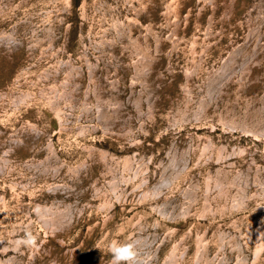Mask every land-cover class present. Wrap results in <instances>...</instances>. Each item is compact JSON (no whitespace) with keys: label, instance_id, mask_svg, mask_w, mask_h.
Wrapping results in <instances>:
<instances>
[{"label":"rangeland","instance_id":"1","mask_svg":"<svg viewBox=\"0 0 264 264\" xmlns=\"http://www.w3.org/2000/svg\"><path fill=\"white\" fill-rule=\"evenodd\" d=\"M70 1V4L67 5V2L64 0H17L14 5L7 6L4 4V6L0 8V33H3L6 31L10 32L11 28L15 27L17 23L21 24L29 18L32 21L35 20L36 24L38 22L43 23L44 16L52 13L56 14L65 6L64 4L68 6V8L63 9L60 13L65 16L64 20L56 24L57 33L63 30V28L65 29L63 33L64 37L60 35L58 41H56L57 46H62L63 48L59 51L57 49L58 52L56 56H54V58L52 57L50 61L48 59L50 56L49 54L45 56L42 55L44 51V49H42V44L39 46V49H36V56H28L27 45L24 48L22 47L18 53L15 52L14 58H9L5 51H2L0 55V96L2 97L1 101L3 100L2 102L0 101V129L7 135L12 133L18 135L21 129L26 126L29 127L32 122L41 129L42 137L41 142L36 145L38 150L35 153L31 151L32 155L30 153H24L22 149L12 152L13 162H11V164L14 163L12 164L14 166L7 168L8 171L4 169L3 174L0 173V261L10 263L9 259L13 257L12 262L14 264H28L29 262V264H116L117 261L115 259L114 250L122 249V254L129 256L130 259L127 261L121 260L119 263L117 262V264H132L135 262L134 252L136 248L141 249L146 258L150 257V254H146L147 249L150 248L153 256L147 261L152 264H166L168 257H170L174 251H176V261L174 264H199L201 262V264H219V260L223 256H226L224 264H239V259H242V256L241 258L238 257L243 255V253L248 257V264H264V246L260 251H258L257 248V243L261 240V238L258 239L257 231L259 228H264V199H262L264 197V190L253 176V179L248 185L247 196L243 204L246 206L240 203L234 204L233 200V197L238 192L234 177L238 174L239 170L245 169L247 171L251 163V165L253 164L252 167H255V173L260 166L264 172V139H256L255 137L246 135L242 129L230 128L220 123L222 113H224L225 116L231 113H245L249 103L258 106L259 104L261 105L262 99L264 98V44L261 45V43H259H264V0H177V9H169L167 6L168 0H160L156 8L154 7L156 4L153 6L154 8L152 7L153 10L151 11L155 15L154 22L156 26L163 31L165 36L164 47L161 54L162 64L159 68L164 72L165 79L167 80H164L162 84V87H165V89L162 88L158 95L159 97L157 96L159 99H157L158 104L156 103V107L158 106V108L151 114L152 116L146 115L148 119L151 117L153 120L151 119L150 121V119L147 120V118H144V120L141 121L140 115L137 114L136 125L138 126H136L137 129L134 128L136 129L134 133H137L136 136H138L136 138L140 137L139 139L142 141L139 143V146H137L138 143L134 142L136 139L133 140L132 137H111V135H107L103 133V131L98 132L99 130L93 131L89 129L84 133H80L75 123L80 124L81 122L88 121L85 119L84 115V102L81 104L80 98V101H78L81 106L76 104L74 109H72L74 116L71 115L68 122H63V125H65V123L67 125L70 124L69 126L71 128L64 129L62 127V122L52 109V106H50L48 101L40 97V92L45 87L43 85L48 82L40 78L42 74H45V69L55 64L54 61L59 56L65 58L72 56L76 60H80L84 48V40L87 39L89 45H91V37L95 39V36L97 37L98 33L102 30L101 25L106 23L103 20L104 13L102 11L105 7H107L105 14L109 13L113 6L116 11L120 12V15L126 19L135 14L129 0ZM134 1L139 3V0H131V3ZM171 1L174 3V0ZM150 2L152 3L153 1ZM109 19H111V17H109ZM176 19H178L176 22L178 27L175 30L172 26ZM54 20L60 19H57V16H55ZM142 21L146 24L149 22L145 17L142 18ZM170 26L172 29H170ZM85 31L87 32L85 33ZM136 31L138 32V30ZM252 31H257V34H261L258 43L262 48L261 46L259 47L258 44H256V48H261L263 50V52L262 50L258 52L255 59L258 65L250 74L251 77L254 76L255 85L253 84V87L249 85L245 90H242L240 85L241 81L234 79V75L228 76L226 78V85L223 87L228 88L216 94L215 99L211 101L212 105L219 100V106L216 105L212 107L205 115L206 118L196 119L195 112L193 109L192 111L190 109L189 114H191V116L179 114L177 119L181 120L175 122L174 113L178 115L179 111L183 110V108V111L186 112L191 106L192 108L194 107L190 100V93H187L185 90V86L189 80V76L185 69L188 68L193 71L196 67L194 75L196 86L200 85L207 88L209 76L215 72V69L223 66V58L225 59V57L233 52L238 45L244 43ZM23 38L24 42L28 43L25 35ZM91 49L92 52H96L93 47H91ZM53 50L54 49H52V51ZM51 61H53V63H50ZM172 62L174 64L175 73H171L167 67L169 63L172 64ZM214 67L216 68L214 69ZM211 71L213 72L212 74L210 73ZM130 72H124V77H126L127 82L129 81L128 90H130V80L132 78ZM84 83H86V81H84ZM180 85H183L181 86L183 89ZM49 87L50 86H46V89H49ZM125 90H127V87ZM26 92H31L30 96L27 97V103L21 102L20 105L17 106L12 102L13 95L11 94L21 95L22 93L27 94ZM195 92L198 93L197 90ZM186 93L189 99L186 97ZM198 95H201L200 92ZM187 100H190V104ZM234 102L236 104H234ZM171 110L172 115L170 114ZM212 110L214 114H212ZM170 119H172V121ZM144 123L147 125H144ZM212 124L215 127H213ZM141 126L144 128L143 130ZM145 128L148 129L146 130ZM230 131H232V133ZM102 133L103 136H101ZM20 136L23 137L24 132H22ZM174 136L177 137L175 138ZM120 137L122 139H120ZM173 138L175 142L178 141L180 142L179 144L182 143L180 145L182 148H184L187 143L189 144L191 142V152L188 151L189 148L187 150L188 163L181 170L179 175L172 178L173 180L169 185L162 186L163 190L161 194L155 195V186L159 185V180L164 170L162 167L163 165L160 163H162V159L167 157L166 154L169 146L175 143L173 142ZM50 142H54L56 151L59 153L62 161L66 163L62 168L64 174H61L63 170L59 173L60 175H56L54 172L51 178H49V175L43 176V174L37 170L32 171L25 165L27 160L36 159L38 161V159H45L47 156V147ZM169 142L170 145H168ZM216 143L218 145H215ZM2 144L3 142L0 144V157L3 155V148H5L6 142L4 141V146ZM92 145L97 148H106V150L116 153L119 157L116 155L115 159H118V161H114V159L111 158V162H107L106 158L103 157L98 149L96 151L97 155L95 154L97 159L95 158V160V156H90L87 149L88 146ZM195 145H197V147ZM223 145L226 146L227 150L231 148L230 151L226 152L227 150L225 149L224 154V152L221 151ZM241 147H243V149H241ZM200 149L203 150L201 151ZM236 149L237 152L235 151ZM242 150L245 152L244 154H242ZM214 151L216 153L213 156ZM142 152L144 155L141 154ZM230 154H232V157H230ZM218 155H220L219 158ZM38 156L40 158H38ZM136 156H138L137 158L139 160L135 159ZM144 156L145 159H147L145 163L148 165H142V167H146H143L145 170L139 176L138 171L136 169L134 170V168L138 164L137 162H140V160L142 161V159L144 160ZM252 156H255L257 160L251 161L253 160ZM132 159L133 161L130 162ZM121 160L123 163H121ZM84 162L89 163L88 168L91 170H89V173L88 171L84 172L83 178L68 171V165L77 167ZM224 162L228 165L226 163L224 164ZM254 162L257 164L254 165ZM235 164L237 166H235ZM233 165L235 167H233ZM217 166L218 168L216 169ZM219 167L230 169L231 173L228 171L229 174L225 184L226 188L222 187L223 191L227 189L225 191L228 194H226V192L223 194L222 190L220 192V187L216 183L215 179L218 175ZM234 168H236V170ZM84 169L86 170V167ZM16 170H18V175ZM146 174H150V177ZM61 175L64 176L62 177ZM95 176L98 179H96ZM143 176L146 180L141 183L144 180ZM73 178L74 180H72ZM194 179H197L198 186L190 211L177 214L175 218L172 219L157 208L162 206L165 201L170 198L169 196L175 199H180L182 197V200H184V190L189 187ZM55 180L61 183L67 182L73 187L63 192H55L52 186ZM229 180L231 183L228 182ZM114 181V188H116V190H113L109 184V182ZM96 184L99 189L96 188ZM253 184H257L260 187L257 185L254 186ZM255 188H257V190ZM203 189L204 193L202 192ZM61 194L62 196H60ZM200 194L201 196L203 195L201 198ZM220 195L222 197H220ZM166 196L168 198H166ZM101 197H103V199ZM207 197H209L208 199L211 201H209ZM212 197H217L215 200H218V198L219 200L216 202ZM253 197H255V199ZM67 199L68 202L72 200V203L76 205L73 219L62 231L53 233L44 225L39 217L37 212L38 204H49L48 206L58 208V205H67L64 203L67 202ZM107 204L109 205L107 206ZM71 224H73V226ZM233 231H235V233ZM222 232L231 235L225 247H221L220 245V234ZM199 236L205 237L207 241L204 253L205 257L204 260H200V262L197 260L198 247L200 245ZM262 238H264V236ZM138 239L142 240L143 243L149 242L150 244L136 246ZM29 240H32L34 243L36 242V246ZM61 241L63 243H61ZM51 246H53V248H51ZM19 248H21V250ZM237 253H239V255ZM21 257L23 258L21 259Z\"/></svg>","mask_w":264,"mask_h":264},{"label":"bare ground","instance_id":"2","mask_svg":"<svg viewBox=\"0 0 264 264\" xmlns=\"http://www.w3.org/2000/svg\"><path fill=\"white\" fill-rule=\"evenodd\" d=\"M64 1L67 2V5H69L71 2L70 0H64ZM150 1H153V2L151 3ZM15 2H17V0H0V8L2 6H4V4H6L7 6L12 5V4L14 5ZM158 2H160V0H139V3H136L135 1L133 3H131V0H129V3L132 6V10L135 12V14L132 17H128L127 19L123 18L120 15V12L116 11V9L113 6L111 7L112 10L109 11V13L105 14V12L107 10V7H105L102 11L104 13L103 20L106 23L101 25L102 30L98 33L97 37L95 36V39H93L91 37V40H92L90 43L91 45H89V42L87 39L84 40V44H83L84 48H83V52H82V56H81L80 60L79 59L76 60L72 56H68L66 58L59 56L55 59V61H54L55 64H53L51 67L45 69V74H42L40 76V78H42L44 81H48V82L45 83V85H43L45 87L42 89V91L40 90L41 95L40 94L39 95L44 100L49 102L50 106H52V109L57 114L59 120L62 122V125L64 124L63 122L69 121V117L71 115L74 116V113L72 111V109H74V106H76V104H79L81 106L82 102H84L83 103L84 104V107H83L84 108V115H85V119H87L88 121L81 122L80 124L79 123L77 124L74 122L78 126L80 133H84L87 129L93 130V131L99 130L98 132L103 131V133H105L107 135H111V137L112 136H124V137H128V138L132 137L133 140L136 139L134 141L135 143H138V145L137 144L136 145L137 146L140 145L139 143L142 141L139 139L140 137L136 138L138 135L136 136L137 133H134V131H136V129H137L136 126H138V125H136L137 114L140 115V116L139 115L138 116L141 117V121H143L144 118H147V116H149V115L152 116L151 114H153V112L156 111V108H158V106L156 107V105L158 104L157 99H159V98H157V96L159 95L162 88L165 89V87H162V84L164 83V80H167V79H165L164 72L159 68L160 65L162 64L161 54H162V50L164 47L165 36L163 34V31H161L156 26V23L154 22L155 15L151 11V10H153L152 7L155 4L156 5L154 7L155 8L157 7ZM171 2H172L171 0H168V2H167L168 8L169 9H174V8L177 9V6H178L177 0H174V3L173 2L171 3ZM174 4H176V5H174ZM64 5L65 6H63L59 10V12H57L56 14L52 13V14L44 16L43 23L38 22L36 24L35 20L32 21L29 18L21 24L17 23V25L15 27L11 28L10 32H7V31L3 32V33L1 32L0 33V55L2 54V51H5L6 55L9 58H14V53L15 52L18 53L22 49V47L24 48L27 45L28 54H29L28 56H36L37 55L36 49L37 48L39 49V46L42 44L43 45L42 49H44L42 55L45 56V55L49 54L50 55L48 58L49 61L52 57L54 58V56H56L57 52L59 50H61V48H63L60 45H59L60 47H58L56 44V41H58V38L60 37V35L62 37H64L63 33H64L65 29L63 28V30H60V32L57 33L56 32L57 31L56 24H57V22L64 20L65 16L60 14L63 9L68 8V6H66V4H64ZM55 16H57V19H60V20H54ZM109 17H111L112 21H111V19H109ZM143 17L148 19L149 22L147 24L142 21ZM177 21H178V19L174 20V23L172 26L175 30L178 27L176 25ZM172 27L170 26V29H172ZM136 30H138V32ZM86 32L87 31H85V33ZM137 34H138V36H137ZM24 35L27 37L28 43L24 42V38H23ZM83 36H85V35H83ZM259 38H261V34L260 33L257 34V31H252L244 43L238 45L234 49V51L231 52L228 56L225 57V54H224L225 59L223 58V60H224L223 64H222L223 66H220L219 68L217 67L218 69H215L216 67H214L215 72L214 73L212 71L210 72L211 74L212 73L213 74L211 76H209L207 88L205 86H200L199 84H198L199 86H196L195 78H194V75L196 72V67L193 71L186 68L185 70L189 76L188 77L189 80L185 86V90L187 93H190V100L192 101V103H193L192 105L194 107L192 108V106L189 105L190 100H187V101H189V104H187V105H189L191 107L188 108L189 110L188 111L186 110V112L183 111L184 108L182 107L183 110H180L178 115L174 113L173 116L175 115V122L178 120H181V119H177V116L179 117V114H182L184 116H186V115L191 116V114H189L190 109H191V111L193 109V111L195 112V118L196 119L206 118L205 115L209 112V110L212 107H215L216 105L219 106V100H217V103H213L212 105H211V101H213L215 99L216 94H219V92L228 88V87L223 88L226 85V78L228 76L234 75V79H238L239 81H241L240 85H241L242 90H245V88L249 85L251 87H253L255 85L254 84L255 79H254V76L251 77L250 74H251V71L253 69H255L256 66L258 65L257 64L258 62L255 59H256L258 52H260V50H262L261 45L264 44L263 42H259V43H261V45H259V43H258ZM256 44H258L259 47L261 46V48H256ZM91 47H93L95 49V51H96L95 53L92 52ZM52 49H54V50L52 51ZM57 49H58V51H57ZM46 50H48V51H46ZM262 52H263V50H262ZM198 55H199V53H198ZM197 60H198V58H197ZM47 62H48V60H47ZM50 63H53V61H51ZM40 64H42V63H40ZM218 65H220V64H218ZM167 67L171 73H175L173 62H172V64L169 63V65ZM26 72H28V71H26ZM124 72H130L132 74V78L130 80V82H131L130 90L131 91L128 90V88H129L128 82L129 81L127 82L126 77H124ZM84 81H86V83H84ZM46 86H50L49 89H46ZM181 86H183V85H180V87ZM126 87H127V90H125ZM232 89H233V87H232ZM196 90L198 91V93L200 92L201 95H198V93L195 92ZM26 93L27 94L22 93L21 95L11 94V95H13L12 102L14 104H16L17 106H19L21 102L27 103V101H26L28 99L27 97L30 96L31 92H26ZM187 93H186V97H187ZM186 97H185V99H186ZM222 97H223V95H222ZM79 98L81 99V102H80L81 104L79 103V101H80ZM1 99H2V97L0 96V101H1ZM223 100H225V99H223ZM234 104H236V103L234 102ZM211 112H213V110ZM218 112H219V110H218ZM171 113H172V110H171L170 114ZM212 114H214V112ZM76 115H77V113H76ZM212 117H213V115H212ZM188 118H190V117H188ZM149 119L151 121L152 118L149 117ZM149 119L147 118V120H149ZM185 119H187V118H185ZM170 120L172 121V119H170ZM190 120H192V119H190ZM220 121H221L220 123H222L223 125H227L230 128H234V129H242L246 133V135L255 137L256 139H259V140H261V139L263 140L264 139V98L262 99L261 105L259 104L258 106H255L253 103H249V105L246 107L245 113H243V112L240 114H237V113L232 114L231 113L230 115L228 114L227 116H225V114L222 113ZM69 125H67L65 123V125H63L62 127L64 129H70L71 127ZM144 125H147V124L144 123ZM142 127L143 126H141V129L143 130L144 128H142ZM213 127H215V126L213 125ZM134 128H136V129H134ZM72 129H73V127H72ZM170 131H172V130H170ZM232 131H234V130H232ZM232 131H230V132L232 133ZM22 132H24L23 137L20 136V134ZM75 132H76V130H75ZM65 133H67V132H65ZM103 133L101 136H103ZM106 137H108V136H106ZM188 138H190V137H188ZM120 139H122V138L120 137ZM41 140H42L41 129L39 127H37L35 124H33L32 122L29 125V127L26 126L23 129H21V131L18 133V135H15V133L7 135L0 129V144H1V142H3V144H4V141L6 142L5 148H3V155L0 157V173L3 174L4 169L7 170V168L14 166V165H12L14 163L11 164V162H13L12 161L13 157L11 155L12 152H15L17 150L20 151L19 149H22V150H24V153L26 152L27 154L28 153L31 154V151H33L32 153H35L38 150L36 145L39 144L41 142ZM110 140H112V139H110ZM173 142H175L174 138H173ZM179 143L180 142L177 141L173 144L171 143L172 145H170V142H169L168 145H170V146L168 148L169 150L167 149V151H168L166 154L167 157L162 159V163L159 162L160 164L163 165L162 167L164 168V170L161 174V178L159 180V185L155 186V189H154L155 195L161 194L162 190H163L162 186L169 185L173 180L172 178L174 176L179 175L181 170L188 163V155H187L188 152H187V150L189 148L188 151H190V148H192L191 142L189 144L185 143L186 146L184 148H182V146H180L182 143L181 144H179ZM194 144H196V143H194ZM194 144H192V145H194ZM132 145H133V143H132ZM215 145H218V144L216 143ZM195 146L197 147V145H195ZM211 146H212V144H211ZM35 147H36V149H35ZM196 147H193V148H196ZM215 147H217V146H215ZM244 147H246V146H244ZM202 148H204V147H202ZM212 148H213V146H212ZM87 149H88L90 156H95L96 151L98 149L101 152V154L103 155V157L106 158L107 162L112 160L111 158H113L114 161L115 160L118 161V159H115L116 158L115 156L117 154L114 152L112 153L109 150H106V148L105 149L97 148L96 146L92 145V146H88ZM225 149L227 150L226 146L223 145L221 151L224 152ZM230 149H228L226 152H229ZM241 149H243V147H241ZM241 149H240V151H241ZM235 151L237 152V149ZM245 151H246V149H245ZM1 152H2V150H1ZM205 152H207V151H205ZM242 152H243V150H242ZM215 153L216 152L214 151L213 156ZM244 153L245 152H243L242 154H244ZM141 154L144 155L143 152ZM153 154H154V151H153ZM224 154H225V152H224ZM146 155H148V154H146ZM149 155H151V154H149ZM211 155H212V152H211ZM230 155H231L230 157H232V154H230ZM128 156H130V155H128ZM219 156L220 155H218V158H219ZM240 156H241V154H240ZM97 157H99V156H97ZM123 157H124V155H123ZM131 157H128V158H131ZM137 157L138 156H136L135 159L139 160ZM221 157H223V156H221ZM226 157H227V154H226ZM237 157H239V156H237ZM38 158H40V157L38 156ZM91 158H93V157H91ZM95 158H96V156L94 157V159ZM218 158H217V161H218ZM149 159H151V158H149ZM255 159L256 158L254 156L253 160H251V161H254ZM14 161H16V160H14ZM131 161H133V159L130 160V162ZM145 161H147V159H145V156H144V160L142 159V161L140 160V162L136 161L138 164L136 165L134 170L136 169L138 171L139 176L145 170V168H143V167H146V166L142 167V165L143 164L148 165L145 163ZM149 161H151V160H149ZM22 162H24V161H22ZM87 162L82 163V165L80 164V166L75 165L77 167H74L73 165L72 166L68 165L67 166L68 171H71L76 176L83 178L82 176H83L84 172L88 171V173H89V170H91L88 168L89 163H87ZM100 162H101V160H100ZM121 163H123V161ZM225 163L226 162H224V164ZM256 164L254 162V165H256ZM25 165H26V167H28L32 171L37 170L40 173H42L43 176L49 175L50 176L49 178H51L52 175L54 174V172L56 175H58L63 170L62 168L66 165V163H64L62 161V159L60 158L59 153L56 151L54 142H50L48 144V147H47V156L45 159H38V161L36 159L27 160L25 162ZM25 165H23V166H25ZM112 165H113V163H112ZM252 165L250 163V166L249 167L247 166L248 167L247 171L245 169L243 170L240 167L242 170H239L240 169L239 168L238 169L239 172L237 171L238 174L235 177L232 176V177H234V182H235V185L237 186V189H238L237 194L233 197L234 204L240 203L243 205L245 203V197L247 196L246 195L247 194V188H248V185L250 184L251 180L253 179V176H254L255 180L258 182V184H260L262 186V189L264 190V186H263V184H264V180H263L264 179V172L262 170V167L260 166L258 168L257 172L255 173V171H256L255 167H252ZM97 166H99V165H97ZM130 166H131V164H130ZM219 166H220V164H219ZM235 166H237V165L235 164ZM235 166L233 165V167H235ZM85 167H86V170L84 169ZM133 167H131V168H133ZM217 168H218V166L216 167V169ZM236 168H234V169L236 170ZM263 168H264V166H263ZM18 169H19V167H18ZM17 171L18 170H16V172ZM113 171H116V170H113ZM228 171L230 172V169L228 170V169H226V167L225 168L219 167V169H218V173H217L218 175H217L215 180H216V183L220 187L219 188L220 192L222 190V187L226 188L225 184H226L227 176L229 174ZM132 172H133V170H132ZM13 174H16V173H13ZM13 174H11V175H13ZM61 174H64V170L61 172ZM156 174H158V173H156ZM17 175H18V172H17ZM28 175H30V174H28ZM89 175H91V174H89ZM146 175H148V174H146ZM213 175H215V174H213ZM20 176H21V174H20ZM5 177H6V175H5ZM24 177H25V175H24ZM210 177H212V176H210ZM64 179H65V177H64ZM96 179H98V178L96 177ZM138 179H139V177H138ZM143 179L144 180L141 183H143L146 180L144 176H143ZM72 180H74V178ZM88 180H89V177H88ZM104 180H105V177H104ZM215 180H213V181H215ZM228 182L231 183L230 180ZM33 183H34V181H33ZM101 183H103V182H101ZM107 183H108V181H107ZM114 183H115V181L109 182L111 188H113V190H116V188H114ZM18 184H19V182H18ZM200 184L202 185L201 182H200ZM146 185H147V183H146ZM256 185H254V186H256ZM52 186L54 187L53 189L55 192H58V191L63 192V191H66L67 189L73 187L72 185L68 184L67 182L61 183L60 181H56V180L54 181V183H52ZM132 186H133V184H132ZM197 186H198L197 185V179H194L191 182V184L189 185V187L184 190V195H185L184 200H182V197L180 199H175L174 197L169 196L170 198L167 201H165V203L162 206H159L157 208H159L163 213H165L168 217H171L172 219L175 218V216L177 214H182V213H186V212L190 211V207L193 204L194 195H196L195 193H196ZM250 186H249V188H250ZM30 187H32V186H30ZM40 187H41V185H40ZM258 187H260V186H258ZM92 188H93V186H92ZM96 188L99 189L98 185L96 186ZM201 188H202V186H201ZM135 189H139V188H135ZM255 189L257 190V188H255ZM75 190H76V188H75ZM225 190H227V189H224V191L222 190L223 194L226 192ZM96 192H97V190H96ZM127 192H128V190H127ZM202 192L204 193V189L202 190ZM228 192H229V190H228ZM199 193H201V192H199ZM211 193H212V190H211ZM261 193H263V192H261ZM216 194H218V193H216ZM226 194H228V193L226 192ZM124 195H125V193H124ZM60 196H62V194ZM202 196L200 194V198ZM207 196H209V195H207ZM260 196H261V194H260ZM79 197H81V196H79ZM176 197H177V195H176ZM220 197H222V196L220 195ZM101 198L103 199V197H101ZM166 198H168V197L166 196ZM208 198L209 197H207V199ZM253 198L255 199V197H253ZM68 199H67V202H64L67 205L61 204V205H58L59 206L58 208L53 207V206H48L49 204L48 205H43L42 203L38 204L37 212L39 214V217L41 218L44 225L47 228H49L53 233H58L59 231H62V229L67 227L73 219V216H74V213L76 210V205H74L72 203V200H71V202L70 201L68 202ZM198 199H199V196H198ZM212 199L215 200V199H217V197L216 198L212 197ZM262 199H264V197ZM218 200H219V198H218ZM218 200H215V201L217 202ZM209 201H211V200H209ZM108 205L109 204H107V206ZM77 206H78V204H77ZM94 206H95V204H94ZM156 206H158V205H156ZM214 206H212V207H214ZM243 206H246V205H243ZM79 209H80V207H79ZM228 210H229V208H228ZM106 211H107V209H106ZM71 225L73 226V224H71ZM233 232L235 233V231H233ZM46 233H49V232H46ZM257 233H258V239L261 238V240L257 243L258 251H260L264 246V238H262L264 236V228H262V229L259 228ZM64 235H66V234H64ZM14 236H16V235H14ZM12 238H14V237H12ZM20 238H22V237H20ZM228 238H231V235H228L225 232H222L220 234V245H221V247L226 246ZM239 239H240V236H239ZM26 240H28V239H26ZM62 241H61V243H63ZM32 243H34V242L32 241ZM29 244H31V243H29ZM35 244H36V242L34 243V246H36ZM147 244H150V243L149 242L143 243L142 240L138 239L136 246L137 245L142 246V245H147ZM199 244L200 245L198 247V253H197L198 259L197 260L200 262V260H204V257H205L204 253H205V249L207 246V241H206L205 237L199 236ZM34 246H32V247H34ZM51 248H53V246H51ZM19 249L21 250V248H19ZM48 249H46V250H48ZM30 251H33V250H30ZM3 252H5V251H3ZM185 252H187V251H185ZM244 252H245V250H244ZM134 253H135L134 254L135 262L132 264H152L151 262L147 261L148 259H150L153 256V254L150 251V248H148L146 251V254H150L149 258L145 257V255L142 253L141 249L136 248ZM41 254H42V252H41ZM51 254H52V252H51ZM237 254L239 255V253H237ZM9 255H11V254H9ZM29 256H31V255H29ZM51 256H53V255H51ZM241 256H242V259H239V264H248L249 260H248L247 255L245 253H243V255H240L238 258H241ZM18 257H20V256H18ZM22 258L23 257H21V259ZM24 258H25V255H24ZM9 260H10V263H5L4 261H0V264H14L12 262L13 257H11ZM175 261H176V251H174L172 253V255L170 257H168L166 264H174ZM225 261H226V256H223L222 258H220L219 264H224ZM233 261H232V263H233ZM48 262H50V261H48ZM201 263H199V264H201ZM116 264H117V262H116Z\"/></svg>","mask_w":264,"mask_h":264},{"label":"clouds","instance_id":"3","mask_svg":"<svg viewBox=\"0 0 264 264\" xmlns=\"http://www.w3.org/2000/svg\"><path fill=\"white\" fill-rule=\"evenodd\" d=\"M114 251H115V259L117 262H119L121 260L127 261L130 259L129 256H125L122 254V251H123L122 249H115Z\"/></svg>","mask_w":264,"mask_h":264}]
</instances>
